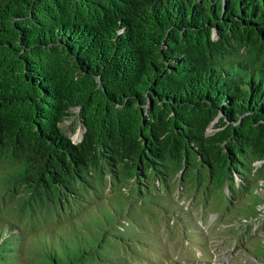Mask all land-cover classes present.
Masks as SVG:
<instances>
[{"label":"trees","instance_id":"16d2710c","mask_svg":"<svg viewBox=\"0 0 264 264\" xmlns=\"http://www.w3.org/2000/svg\"><path fill=\"white\" fill-rule=\"evenodd\" d=\"M73 108L78 142L61 125ZM192 168L208 210L218 183L231 204L252 197L247 217L261 211L264 0H0L5 190L33 213L73 215L74 201L92 215L72 242L44 227L52 238L31 264H131L126 254L152 242L136 238L147 221L125 227L117 211L94 209L96 175L131 182L141 203L163 185L155 193L171 205L165 195L179 183L186 192ZM2 226L0 217V264H12L26 234Z\"/></svg>","mask_w":264,"mask_h":264},{"label":"rangeland","instance_id":"374dc122","mask_svg":"<svg viewBox=\"0 0 264 264\" xmlns=\"http://www.w3.org/2000/svg\"><path fill=\"white\" fill-rule=\"evenodd\" d=\"M73 113V115L67 116L61 125L72 141L78 142L82 139L85 128L78 108H73ZM213 128V124H211L208 131H212ZM200 172L199 168L190 169V176L186 180L191 179L194 184L191 181H186V192L182 191L181 183L173 185L169 193L165 195L172 199L171 205L160 192L155 193V190L159 191V189L164 193L163 185L156 186L154 184L151 191L145 192L146 198L143 199L144 203H141L136 201V191L131 182L122 184L114 182L112 185L109 174L103 178L96 175L95 182L103 200L99 201V206L96 203L94 209L100 207L99 210L102 212L104 209L106 212L117 211L119 215L115 216L114 214L113 220L116 223H126L125 227L132 228L134 224L147 221L146 224L140 226L142 229L136 228V238L146 242L152 240V242L148 246L145 243L141 244L140 251H132L130 254H126L129 249L125 245L127 248L125 254L129 257L124 263L264 264L262 257L254 256V254L264 256V204L257 206L261 210L257 216L247 217L246 215L251 212L252 197L243 195L242 198L234 200L235 202L231 204L227 201L224 186L220 187L216 183L210 188L216 200L211 201L210 207L213 209L208 210L209 206L200 204L205 198L202 186L198 188L195 186ZM0 178V217L6 220L7 225L5 228L2 226L3 230H11L13 226H16V231L20 229L26 234L24 245L27 248H25L24 256L22 259L13 256L12 264H31L48 238H52L45 228L56 227V235L64 236L69 242H72L69 235L73 226L81 222L82 219L88 221L92 216L84 214L83 209L85 208L82 207L83 209L80 210L81 207L77 206L74 201L71 202L73 215L68 211L55 214V209L47 211L43 208V211L37 210L33 213L31 205L22 209V199L10 200V195L5 190L2 171ZM155 183L158 184V180ZM152 190L156 197L153 200L150 195L147 199L148 193L152 194ZM193 190L196 191V199L191 197L190 192ZM258 192L264 194V189L262 191L258 189ZM92 200H96V195ZM103 201L106 203L101 204ZM175 201L178 203L176 204ZM228 205L231 206L230 210ZM66 207L70 208L69 205ZM182 208L187 211L184 212ZM62 218L65 220L62 221ZM51 221L54 223H48ZM119 227L123 229L122 226ZM59 240L61 239L57 241ZM120 245L124 247L121 243Z\"/></svg>","mask_w":264,"mask_h":264},{"label":"built area","instance_id":"2783aa9c","mask_svg":"<svg viewBox=\"0 0 264 264\" xmlns=\"http://www.w3.org/2000/svg\"><path fill=\"white\" fill-rule=\"evenodd\" d=\"M260 161H257V163H259Z\"/></svg>","mask_w":264,"mask_h":264}]
</instances>
